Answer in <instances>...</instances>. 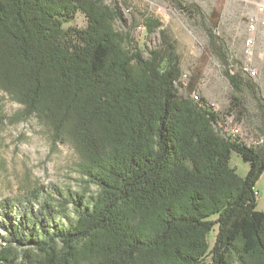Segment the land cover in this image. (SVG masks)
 Instances as JSON below:
<instances>
[{"label": "trees", "instance_id": "obj_1", "mask_svg": "<svg viewBox=\"0 0 264 264\" xmlns=\"http://www.w3.org/2000/svg\"><path fill=\"white\" fill-rule=\"evenodd\" d=\"M79 12L87 25L66 28ZM122 19L117 1L0 0V90L75 146L97 189L41 200L35 187L20 212L17 199L2 201L0 264H264V145L229 135L212 105L181 95L173 44L144 56ZM161 26L145 21L149 33ZM210 45L229 66L213 33ZM225 74L237 93L255 89ZM233 151L250 163L245 176Z\"/></svg>", "mask_w": 264, "mask_h": 264}, {"label": "rangeland", "instance_id": "obj_2", "mask_svg": "<svg viewBox=\"0 0 264 264\" xmlns=\"http://www.w3.org/2000/svg\"><path fill=\"white\" fill-rule=\"evenodd\" d=\"M106 1L118 2L123 19L116 22V27L131 34L144 56L165 39L173 44L183 70L182 80L187 84L179 87L181 95L198 93L220 113L222 129L229 135H233V127H238L233 137L254 147L264 145V13L258 14L257 0ZM180 5H196L199 10L186 12ZM149 17L158 18L161 28L149 33L145 28ZM253 18L257 20L255 44L252 54H248L246 39L251 34L249 23ZM86 25L81 12L65 22L66 28ZM211 33L216 45L227 53L229 66L214 54ZM227 68L254 84L255 89L245 85L237 93L225 74ZM22 110L9 93L0 90V203L6 198L17 199L20 212L35 187L45 189L41 200L45 194L57 196L59 191L82 193L90 187V193L96 192V186H90L80 170L81 157L75 146L69 141L54 140L47 125L34 115L24 117ZM230 162L241 176L250 169V163L236 151ZM255 190L257 209L264 211V172ZM35 203L37 207L39 202ZM216 229L210 235L211 243ZM7 235L8 230L0 228V243Z\"/></svg>", "mask_w": 264, "mask_h": 264}, {"label": "built area", "instance_id": "obj_3", "mask_svg": "<svg viewBox=\"0 0 264 264\" xmlns=\"http://www.w3.org/2000/svg\"><path fill=\"white\" fill-rule=\"evenodd\" d=\"M255 4L257 7L258 14L264 13V0H257L255 2ZM256 29H257V20H256V18H253L249 23V30H250L251 34L246 39V52L248 54H252V52H253L252 50H253V46L255 44ZM253 73H255V71H253ZM185 76H187V75L185 74ZM192 95L196 98H199V100H200V95L198 93L193 92ZM232 130H233V134L237 135L240 129L238 127H233Z\"/></svg>", "mask_w": 264, "mask_h": 264}, {"label": "bare ground", "instance_id": "obj_4", "mask_svg": "<svg viewBox=\"0 0 264 264\" xmlns=\"http://www.w3.org/2000/svg\"><path fill=\"white\" fill-rule=\"evenodd\" d=\"M196 98V97H195ZM196 99H199V98H196Z\"/></svg>", "mask_w": 264, "mask_h": 264}]
</instances>
